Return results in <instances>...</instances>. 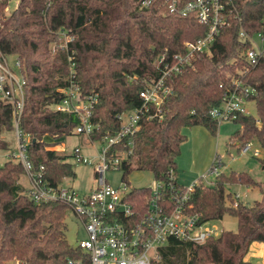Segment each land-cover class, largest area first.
Returning a JSON list of instances; mask_svg holds the SVG:
<instances>
[{
    "label": "trees",
    "instance_id": "16d2710c",
    "mask_svg": "<svg viewBox=\"0 0 264 264\" xmlns=\"http://www.w3.org/2000/svg\"><path fill=\"white\" fill-rule=\"evenodd\" d=\"M140 1L19 0L4 15L8 1L0 0V49L19 59L25 80L19 127L30 135V159L35 167L43 165L50 185L74 176L66 154L53 145L72 134L77 118L50 107L59 98L58 88L66 83L69 62L79 96L96 95L92 120L99 124L97 135H101L117 128L118 112L140 104L145 80L156 75L152 61L158 53L180 51L184 41L205 32L194 15L172 12L164 0L148 6ZM237 3L239 18L219 34L211 51L172 77V91L161 103L162 119L143 122L133 134L123 165L125 176L132 169L148 170L153 178L163 179L170 169L176 172L175 158L186 137L181 128L202 123L215 132L217 121L208 111L235 80L254 89L247 99L254 101L256 115L236 113L231 120L237 128L230 138L239 146L256 138L264 148V57L249 63L245 56L249 42L237 34L240 28L250 33L258 29L264 0ZM60 30L72 40L66 49L52 51L51 45L60 41ZM4 130H12L11 109L0 101V152L8 153L1 136ZM44 135L54 140L47 142ZM260 160L264 169V158ZM22 175L21 165L9 156L0 165V264L11 258L27 264H69L68 260L85 256L64 236L67 205L58 200L33 201L25 193ZM237 182L258 186L259 199L251 204L233 202L225 185ZM147 194L146 187L133 188L128 199L143 211ZM187 206L203 220H219L226 213L235 216L236 230H224L202 243L171 237L159 248L157 264H252L243 258L252 241L264 244V176L256 181L246 171L230 170L216 174L211 186L198 178Z\"/></svg>",
    "mask_w": 264,
    "mask_h": 264
},
{
    "label": "built area",
    "instance_id": "2783aa9c",
    "mask_svg": "<svg viewBox=\"0 0 264 264\" xmlns=\"http://www.w3.org/2000/svg\"><path fill=\"white\" fill-rule=\"evenodd\" d=\"M7 1L8 6L13 0ZM152 1L141 0L140 4L148 6ZM164 2L172 12L183 16L194 15L205 26V32L195 40L184 41L180 51L171 54L161 52L154 57L152 64L156 75L145 80L143 89L139 91L140 104L116 114L118 126L115 130L97 135L99 124L92 120V106L96 95L79 96L73 62H69L65 85L58 88L59 98L50 105L56 111L74 114L77 123L71 130L72 134H85L89 138V144L94 150L91 157L81 154L80 147L77 146L69 153L74 163L92 166L94 183L89 191L82 192L73 187L62 186V182L50 185L46 181L43 165H33L28 152L30 135L19 127L25 83L20 71V61L16 56L5 54L0 49V101L10 106L11 131L15 137L14 146L8 150L7 156L21 165L28 182L25 193L33 201H61L80 219L85 237L78 241L77 247L85 256L76 261L70 259L69 264H157L159 248L169 238L202 243L221 232L214 220H203L199 213L188 208L187 200L196 180L185 185L177 179L173 169L167 172V179L153 178L152 183L146 186L148 194L143 211L135 209L128 199L134 187H130L125 178L123 165L131 152L133 134L143 122L162 119L161 103L172 91V77L185 67H191L192 62L201 54L209 53L219 34L240 16L237 0ZM237 34L242 40L249 42L245 56L249 63L256 64L264 57V12L259 17L258 29L250 33L240 28ZM59 39L57 46L51 45L52 51L56 47L66 49L72 36L60 30ZM8 56L13 57L12 63ZM253 90L240 80H235L232 89L224 91L220 102L209 109V117L223 121L231 120L236 113H248L245 103ZM5 132L10 131L4 130L1 136ZM3 139L6 140L5 137ZM43 139L46 141L45 135ZM47 140L52 142L54 139L50 137ZM94 143L99 146L94 147ZM239 150L253 156L260 155V148L251 141L239 146ZM221 161V155L215 154L214 164L210 169L214 176L222 171L218 170L222 166ZM108 172H121L120 182L114 184L109 181L106 176ZM6 264L27 263L11 258Z\"/></svg>",
    "mask_w": 264,
    "mask_h": 264
},
{
    "label": "rangeland",
    "instance_id": "374dc122",
    "mask_svg": "<svg viewBox=\"0 0 264 264\" xmlns=\"http://www.w3.org/2000/svg\"><path fill=\"white\" fill-rule=\"evenodd\" d=\"M19 2L13 0L4 10L7 15ZM8 60L12 63L13 57L8 56ZM248 114L253 116L255 113V104L253 100L245 103ZM237 128L232 120L217 121L215 132H211L202 123L184 126L181 133L185 134V140L180 144V154L175 158L178 179L185 185L192 184L198 178L203 183L211 186L214 183V174L210 172L214 164L215 154L218 153L222 157V166L218 170H222L228 174L230 170L246 171L254 180L261 181L264 176V169L261 164L264 158V148L260 147L256 138L251 139L254 146L260 148V155L253 156L250 153H241L237 141L230 138L231 133ZM2 136L6 137L7 148L12 149L15 143L13 132H5ZM3 137V138H4ZM50 137L45 135L47 140ZM63 139V140H62ZM60 141L53 145V148L61 154H66V159L72 164L74 176H67L62 181V186L73 187L79 191H89L93 187L92 166L90 164L74 163L69 157L73 147H80L83 155L91 157L94 154L92 146L89 144V138L85 134H70L64 136ZM98 143H94V147H98ZM6 151V152H5ZM0 152V165L7 159V150ZM218 172V175L221 173ZM121 172H108L106 174L109 181L117 184L121 179ZM125 178L128 180L130 187L139 188L146 187L152 183L153 175L148 170L132 169ZM21 183L27 189V179L24 175L21 177ZM225 190L230 192L233 202L240 201L245 204H251L254 200L259 199L260 191L256 185H248L244 183H227ZM64 222L66 224L64 236L72 246H77L78 241L85 237V230L79 218H77L70 209L66 210ZM218 230H236L237 219L230 214H224L219 220H214ZM247 259L251 263L264 264V245L258 244L251 246L246 253ZM244 259V258H243Z\"/></svg>",
    "mask_w": 264,
    "mask_h": 264
},
{
    "label": "crops",
    "instance_id": "0c3cea01",
    "mask_svg": "<svg viewBox=\"0 0 264 264\" xmlns=\"http://www.w3.org/2000/svg\"><path fill=\"white\" fill-rule=\"evenodd\" d=\"M6 138V137H5ZM176 172H177V170H176ZM176 176H177V173H176ZM177 179H178V177H177ZM179 180V179H178ZM180 181V180H179ZM181 182V181H180ZM182 183V182H181ZM258 244H262V245H264L263 244V242H261V241H252L251 243H250V245H249V247H251V246H257ZM248 247V248H249ZM248 251V250H247ZM247 253V252H246ZM244 260H247V261H249L248 259H247V257H246V254L244 255ZM252 264H258V263H252Z\"/></svg>",
    "mask_w": 264,
    "mask_h": 264
}]
</instances>
